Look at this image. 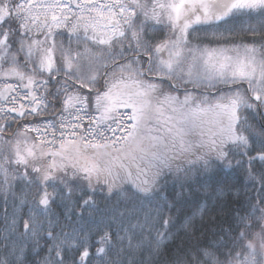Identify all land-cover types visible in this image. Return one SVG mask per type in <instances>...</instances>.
<instances>
[{
    "label": "snow or ice",
    "instance_id": "obj_1",
    "mask_svg": "<svg viewBox=\"0 0 264 264\" xmlns=\"http://www.w3.org/2000/svg\"><path fill=\"white\" fill-rule=\"evenodd\" d=\"M245 19L255 20L240 27L250 42L191 43L221 25L212 35L227 40ZM156 31L163 37L153 41ZM65 32L67 46L57 40ZM100 67L115 69L104 91L95 87ZM156 79L203 94L160 99ZM213 158L243 169L255 202L236 209L230 243L221 235L178 245L171 264H264V0H0V264H155L181 231L195 237L205 206L181 218L161 192L124 195L100 212L93 193L131 183L147 197L165 169L187 176ZM21 180L32 190L17 196ZM58 202L62 217L52 211Z\"/></svg>",
    "mask_w": 264,
    "mask_h": 264
},
{
    "label": "trees",
    "instance_id": "obj_2",
    "mask_svg": "<svg viewBox=\"0 0 264 264\" xmlns=\"http://www.w3.org/2000/svg\"><path fill=\"white\" fill-rule=\"evenodd\" d=\"M232 23V22H230ZM246 23H255V20H243L236 21L233 30V35L227 40L221 39L218 36H213L214 31H220L227 28L226 25H221L220 29L206 28L201 29L197 33L190 36L191 43L193 45H199L200 47H216L221 44L230 45L234 43L250 42L246 33L240 31V27ZM225 36L228 33L224 32ZM163 37V31H156L150 33V38L153 41L159 40ZM127 43V41L125 42ZM90 47H92L90 45ZM93 51H99L98 48L93 47ZM124 59H120L118 63H126ZM110 63V61H109ZM115 69L100 67L99 69V79H101L102 85H104L105 79L111 80V77H105V72L111 73ZM143 79L149 80L150 77L145 75ZM152 82L161 85V88L156 93V96L163 99L165 94H170L177 96L179 100H183L185 95V90L191 91L194 95L200 96L203 94V88L196 89L192 84H183L180 81H161L159 79L153 80ZM175 83L177 87H171ZM221 91L227 92L228 89L222 85L217 86ZM104 91V90H101ZM84 94H87L84 91ZM210 99L212 98L211 90H209ZM219 95V92L215 93ZM95 94H93L94 96ZM130 111L128 109H120V111ZM55 110L51 111L54 112ZM250 115V114H249ZM255 123V121H252ZM13 129L10 128L8 132H12ZM195 138L194 136L192 137ZM227 162L225 161L224 164ZM220 161L211 159V166L207 171H204L200 165H195L191 167L190 172L187 176L184 173L177 174L175 172V166L169 171L165 169L163 174L158 179V191L149 194L145 197V194L138 193L137 190L132 186L131 183H123L121 188L114 189L111 194L108 193L105 186H100L97 188L93 196L96 200V207L100 212L105 210H110L113 206L117 205L119 201L123 204V196L135 194L137 197L147 199H157L159 193H163L168 197L170 201H173L176 207L173 209L175 212L179 209V214L181 218L184 215H190L193 209L198 208L200 205L205 206V211L202 217L197 215L195 217L196 235L191 237L186 235L183 231L175 237V239L167 243L166 248L160 253L158 259L155 260V264H171L174 259L173 250L177 248L178 245L183 244L185 247L189 245L195 246L200 244L201 246L207 244L209 241H215L221 235L225 236V241L230 243L228 240L227 230L231 229V235L234 237L235 232L238 229L235 228V211L240 209L241 213L250 211L251 204L255 202V188L246 181V176L243 169L236 168H226ZM186 168L189 166L184 165ZM257 170L261 168L260 164L256 165ZM23 171V169H21ZM133 175L135 176V170H133ZM73 184L79 183V181H72ZM209 185L210 191L215 189L216 192L213 196H209L204 192L203 185ZM30 186H26L24 181H18L14 189L17 196H20L23 192L31 191ZM179 193V195H177ZM84 194H88L87 187H84ZM82 196L79 193L73 194V200L79 201ZM18 202V201H17ZM14 207V199L11 194L8 197L7 209L11 213ZM5 204L3 201V194L0 193V217L3 216ZM53 213L63 216L64 207L59 202L52 206ZM258 215V213H257ZM75 219V216L73 217ZM86 219L87 215H86ZM253 232L257 231L254 227ZM203 234V236H201ZM199 238V239H198ZM44 255L43 252L40 254ZM35 259L31 255L28 256V260L32 261Z\"/></svg>",
    "mask_w": 264,
    "mask_h": 264
},
{
    "label": "flooded vegetation",
    "instance_id": "obj_3",
    "mask_svg": "<svg viewBox=\"0 0 264 264\" xmlns=\"http://www.w3.org/2000/svg\"><path fill=\"white\" fill-rule=\"evenodd\" d=\"M57 40L58 41H61L62 40L64 42L65 46H67L68 45V36H67V33L65 32L63 36H57ZM73 47L75 48V41L74 40H73ZM101 84H102L101 79H98V82L95 85V87L96 88H99ZM101 90H104V86H103V88H101ZM84 91L87 92V90H84ZM53 110L54 109L50 108L49 111H48V113H45V115L48 117V119H54V116L52 115L53 112H51ZM34 122L35 123H41L42 120L40 118H37ZM19 126L22 127V124H20ZM17 127H18L17 122L16 121H13L10 128H12L13 130H15ZM10 128L7 129V131H9Z\"/></svg>",
    "mask_w": 264,
    "mask_h": 264
},
{
    "label": "rangeland",
    "instance_id": "obj_4",
    "mask_svg": "<svg viewBox=\"0 0 264 264\" xmlns=\"http://www.w3.org/2000/svg\"><path fill=\"white\" fill-rule=\"evenodd\" d=\"M121 112H124L123 110H121ZM85 124H87V121L85 120ZM87 126V125H86ZM117 135H119V133H117Z\"/></svg>",
    "mask_w": 264,
    "mask_h": 264
}]
</instances>
